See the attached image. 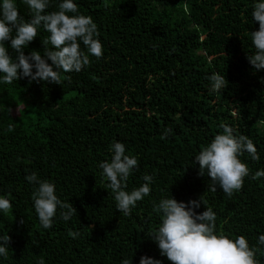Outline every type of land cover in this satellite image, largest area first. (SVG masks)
<instances>
[{
	"label": "trees",
	"instance_id": "obj_1",
	"mask_svg": "<svg viewBox=\"0 0 264 264\" xmlns=\"http://www.w3.org/2000/svg\"><path fill=\"white\" fill-rule=\"evenodd\" d=\"M58 2L45 11L58 10ZM76 3L97 24L102 56L63 74L61 84L28 78L0 84V195L12 203L0 213V235L10 237L0 264H121L124 258L139 264L145 254L172 264L147 234L161 221L153 205L171 195L185 202L202 196L216 213V231L245 236L264 264V245L257 243L264 234V176L252 178L264 170V69L247 59L255 51L251 31L259 28L253 0ZM17 4L30 18L27 6ZM48 35L38 29L25 54H43ZM212 74L225 76L224 88L211 89ZM221 124L250 138L259 155L240 157L249 175L231 196L218 186L213 191L211 178L193 163ZM115 141L138 161L126 190L144 183V174L153 176L149 195L130 216L117 211L99 168L110 161ZM31 172L53 182L59 198L77 209L67 222L57 215L52 227L41 226L35 185L25 179Z\"/></svg>",
	"mask_w": 264,
	"mask_h": 264
},
{
	"label": "clouds",
	"instance_id": "obj_2",
	"mask_svg": "<svg viewBox=\"0 0 264 264\" xmlns=\"http://www.w3.org/2000/svg\"><path fill=\"white\" fill-rule=\"evenodd\" d=\"M51 2L20 0L30 10V18L26 19L20 13L17 0H0V84H10L21 78L61 84L63 74L81 71L89 65L90 56H102L97 24L91 16L78 11L76 0H59L58 10L46 12ZM251 17L259 22V28L251 31L255 51L247 59L259 71L264 69V0H253ZM40 28L49 34L42 39L43 54L38 50L25 54L24 49L38 36ZM6 41H10V45H6ZM9 47L14 54H10ZM209 80L213 91L225 87V76L212 74ZM220 128L222 132L194 155L193 163H198L200 175L206 173L211 178L213 191L218 186L231 196L240 190L244 178L249 175L248 165L240 157L247 153L252 160H258L259 155L250 138L234 134L227 124H221ZM8 130H12L11 124ZM170 131L166 128L163 135L167 136ZM109 150L112 153L110 161L99 164L101 176L107 180L106 189L111 190L117 211L130 216L137 202L149 195L153 176L144 174V183L126 190V181L138 166L137 158L127 154L125 144L120 141L113 142ZM261 176L264 170L256 171L252 178ZM25 179L35 185L33 207L42 227H52L57 215L67 222L77 212L72 203L59 198L53 182L40 179L35 172L26 174ZM201 203L206 205L202 196L185 202L171 195L153 205L161 221L157 229L147 234L157 244L160 256L172 264H257V248L250 246L243 235L232 237L217 232L215 211L206 205L204 211L198 212ZM11 209V201L0 195V213L6 214ZM69 235L75 238L79 233L70 232ZM9 240L8 235H0V260L8 256ZM257 243L264 245V234L258 236ZM38 264H44V260ZM121 264H132V258L122 259ZM139 264H163V261L145 254L140 257Z\"/></svg>",
	"mask_w": 264,
	"mask_h": 264
}]
</instances>
